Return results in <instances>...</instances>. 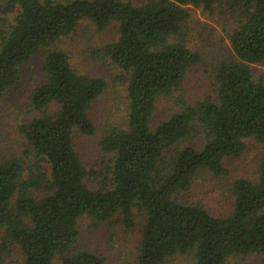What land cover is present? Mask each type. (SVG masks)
Masks as SVG:
<instances>
[{
  "label": "trees",
  "instance_id": "16d2710c",
  "mask_svg": "<svg viewBox=\"0 0 264 264\" xmlns=\"http://www.w3.org/2000/svg\"><path fill=\"white\" fill-rule=\"evenodd\" d=\"M223 5L239 11L232 49L215 64V94L190 103L183 84L202 55L189 41V11ZM0 8V97L23 63L83 19L99 29L118 23V39L96 53L122 68L129 97L127 124L108 127L101 140L114 155L109 182L93 188L75 137L96 133L89 111L107 81L78 71L66 51L49 50L46 79L29 103L36 114L19 128L37 161L28 169L21 157L0 160V264H15L6 259L12 245L23 254L18 264H105L74 249L85 215L128 229L141 215L139 264L191 251L196 264L264 253V155L258 180L232 183L228 215L182 197L202 170L228 175L226 158L242 155L247 139L264 143V77L255 72L264 65V0H6ZM174 94L180 111L154 125L158 99ZM195 137L202 142L180 147Z\"/></svg>",
  "mask_w": 264,
  "mask_h": 264
},
{
  "label": "rangeland",
  "instance_id": "374dc122",
  "mask_svg": "<svg viewBox=\"0 0 264 264\" xmlns=\"http://www.w3.org/2000/svg\"><path fill=\"white\" fill-rule=\"evenodd\" d=\"M5 1L0 0V3ZM191 8L189 41L201 52L202 60L189 70L182 93L188 102L194 103L197 99L215 94V64L229 55L232 49L229 33L238 25L239 11L231 10L226 5L217 6L213 11L194 6ZM0 14L4 15L1 11ZM119 32L116 21L106 29H99L92 21L83 19L70 34L62 36L51 47L41 48L20 66L19 79L0 97V160L21 157L28 169L37 161L28 152L27 141L19 128L35 116L36 112L29 106L32 92L46 79L44 66L49 50L59 48L69 54L72 65L78 71L106 78V89L89 111L97 131L93 135L78 133L75 143L82 161L91 171L87 180L90 186L98 188L108 184L114 155L103 149L101 140L108 127L127 124L129 97L125 72L111 57L98 54L96 50L101 52L106 44L116 41ZM255 72L257 76L264 77V65L257 64ZM175 97L174 94L158 99L154 125L180 111L181 106ZM202 140V137L185 139L179 145H198ZM263 155L264 143L256 137L247 139L242 155L226 158L225 164L230 170L228 175L216 176L202 170L182 197L201 203L216 215H228L234 208L232 183L240 177L258 180ZM141 219L142 216L138 215L137 226L128 229L116 218L100 222L85 215L79 220L80 238L74 249L91 250L104 257L105 264H139ZM6 259L18 264L23 259L20 247L12 245ZM162 264H196L195 251L177 254ZM228 264H264V253L238 254L231 257Z\"/></svg>",
  "mask_w": 264,
  "mask_h": 264
}]
</instances>
